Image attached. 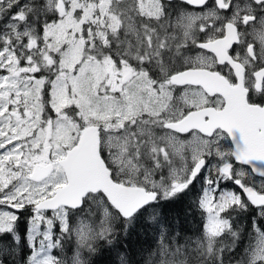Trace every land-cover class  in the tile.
I'll list each match as a JSON object with an SVG mask.
<instances>
[{
	"label": "snow or ice",
	"instance_id": "snow-or-ice-1",
	"mask_svg": "<svg viewBox=\"0 0 264 264\" xmlns=\"http://www.w3.org/2000/svg\"><path fill=\"white\" fill-rule=\"evenodd\" d=\"M0 264H264V0H0Z\"/></svg>",
	"mask_w": 264,
	"mask_h": 264
}]
</instances>
